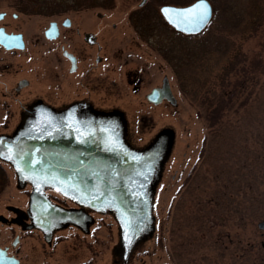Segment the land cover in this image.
I'll use <instances>...</instances> for the list:
<instances>
[{"label":"rangeland","instance_id":"1","mask_svg":"<svg viewBox=\"0 0 264 264\" xmlns=\"http://www.w3.org/2000/svg\"><path fill=\"white\" fill-rule=\"evenodd\" d=\"M195 1L0 0V12L17 13L12 28L31 37L59 15L104 16L97 31L123 38L114 50L124 48L123 64L146 95L169 79L176 106L142 103L125 78L113 98L127 113L134 148H146L161 131L174 134L153 197L156 229L132 264H264V0H208L213 18L195 35L176 31L160 12ZM42 51L0 54L12 65L0 75V135L20 123L7 115L20 104L4 93L46 63ZM24 197L13 167L0 159V214L9 216L6 206ZM98 219L97 264H105L116 230L111 237L109 220ZM8 238L10 227L0 224V240Z\"/></svg>","mask_w":264,"mask_h":264},{"label":"flooded vegetation","instance_id":"2","mask_svg":"<svg viewBox=\"0 0 264 264\" xmlns=\"http://www.w3.org/2000/svg\"><path fill=\"white\" fill-rule=\"evenodd\" d=\"M1 13L4 15L0 17V33L21 35L19 41L23 46L7 48L0 43V54L27 57L33 50L43 49L41 59L46 63L39 68L37 66L33 72L27 71V76L17 79L4 93V96L20 104L17 112L7 113L9 119L18 118L20 123L11 135H0V140L12 138L26 121L37 117L106 120L118 118L125 127L126 144L134 148L128 139L127 113L113 106L114 96L121 94L120 88L125 82L124 78L131 84L132 93L142 95V103L145 104V98L151 106L169 103L163 100L156 104L148 99L153 90L162 87L165 77L161 86H155L146 95L143 92L142 79H137L138 74L132 76L128 73V63L123 64L127 60H124V48L117 47V50H114L115 46L122 44L120 42H123V38H118L111 31H97L99 19L104 16L59 15L50 18L48 26L37 33L38 36L34 34L31 37L30 33L12 28V22L9 20L15 22L20 19L17 13L12 16H8L6 12ZM50 29L52 31L48 32ZM9 64L0 59V75L4 72L11 73L12 65ZM14 72L18 73L17 69ZM143 117L142 113L141 118ZM163 133L161 131L154 141ZM103 145L99 143L89 148V145L78 146L68 154L49 155L46 163H39L36 167L18 166V169L6 159V155L2 157L0 152V159L13 167L18 187L25 196L19 205L6 206L9 216L0 214V224L10 227V238L0 240V264H97L96 229L103 224L101 221L100 225L98 224V215L109 220L111 237L113 228L116 230V241L111 247L110 261L104 263L132 264L139 247L154 234L156 218L153 230L139 239L136 211L140 209H131L132 223L126 225L125 221L128 219L122 216L120 219L117 211L108 207L110 203L101 196L91 199L83 196L84 201L82 196L73 198L55 186L46 185L62 182L63 178L75 181L72 178L77 177L81 180L89 178V181L93 180L94 187L107 189L108 181L113 182V175H105L104 180L103 176L92 177L91 174L96 173V168L93 171L91 167L90 176L85 170L86 165L80 175L77 173L79 163H109L102 158L99 160V152L105 150ZM64 163H70L68 168H65ZM99 168L102 169L103 166ZM109 172L107 167V173ZM95 183L106 185L97 187ZM121 213L122 210L120 215Z\"/></svg>","mask_w":264,"mask_h":264},{"label":"water","instance_id":"3","mask_svg":"<svg viewBox=\"0 0 264 264\" xmlns=\"http://www.w3.org/2000/svg\"><path fill=\"white\" fill-rule=\"evenodd\" d=\"M146 2L147 0H143L142 4ZM197 3L198 0L182 7L164 5L160 11L165 20L175 30L188 35L197 34L206 28L213 16L212 5L207 0L210 8L208 20L202 23L198 22L195 18V13L189 11L194 9ZM165 9H168L167 13L164 11ZM3 15L4 13H1L0 17ZM51 31L52 29L48 32ZM21 38V35L0 33V43L7 48L14 46L22 48L23 45H20L19 41ZM148 99L156 104L167 100L173 106L177 105V99L173 95L167 77L164 78L162 87L153 90ZM124 130V124L118 118L106 120L101 118L63 119L61 117L50 118L49 116L37 117L26 121L12 138H1L0 152L2 157L7 156L6 159L16 169H18V166L31 168L36 167L39 163H46L49 155L68 154L70 151L77 149L78 146L85 147L89 145L87 147L89 148L103 143L105 150H102V153L99 152V160H108L109 163H79L81 167L79 166L77 173L80 175L85 169L83 166L86 165L85 170L89 175L92 172L91 167L93 171L96 168V173L91 174L92 177L99 178L103 176L102 180H104L105 175H113L112 183L107 180L109 183L107 184V189L105 187L100 189L94 187L93 180L89 181V178L88 180H81L77 177L72 178L75 181L63 178L62 182L46 185L55 186L73 198L82 196V200L85 199V196L87 199L101 196V198L110 203L108 207L117 211L120 219L121 216L128 219L125 221L126 225L132 223L133 215L130 211L133 210L131 209H140L136 211L138 212L137 226L140 234L137 238L140 239L146 232L153 229L151 208L154 190L151 187V183L154 177H159L164 159L169 155L172 147L174 135L171 131H166L146 150L139 151L130 148L126 144ZM87 152L89 153V151ZM90 152L94 153V151ZM69 165L70 163H64L65 168H68ZM101 166H103L102 169L99 168ZM107 167L110 170L109 173H107ZM65 173L67 174V172ZM96 185L100 187L106 184L97 183ZM120 210H122L121 215ZM121 223L124 226L122 221ZM260 226H263V224Z\"/></svg>","mask_w":264,"mask_h":264},{"label":"snow or ice","instance_id":"4","mask_svg":"<svg viewBox=\"0 0 264 264\" xmlns=\"http://www.w3.org/2000/svg\"><path fill=\"white\" fill-rule=\"evenodd\" d=\"M166 13L168 12V9L164 10ZM190 12L195 13V18L198 22H205L208 20V17L210 15V8L207 3V0H198L197 5L194 7V9H190Z\"/></svg>","mask_w":264,"mask_h":264}]
</instances>
